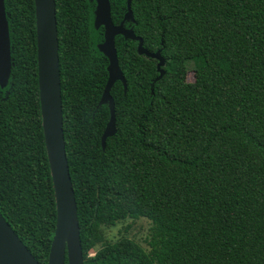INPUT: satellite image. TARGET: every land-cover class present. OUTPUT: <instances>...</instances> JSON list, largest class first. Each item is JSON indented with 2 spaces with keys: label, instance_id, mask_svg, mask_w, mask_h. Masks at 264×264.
<instances>
[{
  "label": "trees",
  "instance_id": "obj_1",
  "mask_svg": "<svg viewBox=\"0 0 264 264\" xmlns=\"http://www.w3.org/2000/svg\"><path fill=\"white\" fill-rule=\"evenodd\" d=\"M125 87L98 104L107 58L95 0H54L62 132L82 264H264V0H108ZM0 214L39 264L55 223L40 124L33 0H3ZM192 80L187 81L188 71ZM150 222L147 250L102 228ZM93 250V254H89ZM64 258V264H65Z\"/></svg>",
  "mask_w": 264,
  "mask_h": 264
},
{
  "label": "water",
  "instance_id": "obj_2",
  "mask_svg": "<svg viewBox=\"0 0 264 264\" xmlns=\"http://www.w3.org/2000/svg\"><path fill=\"white\" fill-rule=\"evenodd\" d=\"M128 5L129 0H126V11L122 20L131 18ZM33 10L40 124L55 206V223L46 264H64V258L65 264H82L76 206L64 151L54 0H33ZM93 14L94 27H102V41L97 44V48L107 58V77L98 101V104H107L109 113L100 135V145L103 149L106 137L115 131L113 100L109 89L115 80H119L123 88L125 87V80L117 63L114 36L119 34L123 38L136 40L138 54L157 60L158 75L155 79L163 72L160 68L163 59L158 51L150 53L145 50L141 45V39L130 29L124 28L122 21L117 25L112 23L108 0H95ZM9 70L8 25L3 0H0V87L6 84ZM0 247L4 249L5 254L16 256L20 264H39L1 214ZM0 264H8L6 258L0 257Z\"/></svg>",
  "mask_w": 264,
  "mask_h": 264
},
{
  "label": "rangeland",
  "instance_id": "obj_3",
  "mask_svg": "<svg viewBox=\"0 0 264 264\" xmlns=\"http://www.w3.org/2000/svg\"><path fill=\"white\" fill-rule=\"evenodd\" d=\"M187 81L192 80V73L189 70L185 76ZM149 220L139 217L136 219L125 218L115 222L113 225L102 228L103 239L113 241L119 237H127L138 243L143 249L147 250L146 240L149 233ZM89 254H93L90 250Z\"/></svg>",
  "mask_w": 264,
  "mask_h": 264
},
{
  "label": "bare ground",
  "instance_id": "obj_4",
  "mask_svg": "<svg viewBox=\"0 0 264 264\" xmlns=\"http://www.w3.org/2000/svg\"><path fill=\"white\" fill-rule=\"evenodd\" d=\"M0 257H4L6 258L8 264H20V262H18V259L16 256L12 255V254H5L4 249H2V247H0ZM27 264V263H24Z\"/></svg>",
  "mask_w": 264,
  "mask_h": 264
}]
</instances>
